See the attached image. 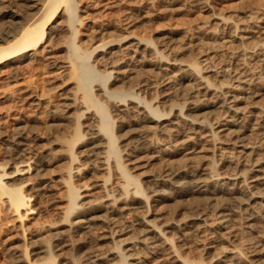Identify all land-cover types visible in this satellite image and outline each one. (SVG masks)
Segmentation results:
<instances>
[{
    "label": "bare ground",
    "instance_id": "1",
    "mask_svg": "<svg viewBox=\"0 0 264 264\" xmlns=\"http://www.w3.org/2000/svg\"><path fill=\"white\" fill-rule=\"evenodd\" d=\"M191 1L198 9L205 10L210 6H207L210 0ZM32 2L24 0L21 3V7H27L30 10L26 12L24 19H21L22 23L14 20L19 23L14 22L16 26L9 24L17 15L5 9L7 7L0 8V20H5L4 18L10 20L9 24H6L9 26L4 25L0 33V44H3L0 46V64L11 63L15 66L24 60L41 61L47 70H59L62 76L66 77L62 83L60 99L58 98V105L63 111L61 113L69 119L72 118L71 115L76 114L77 117H73L76 121L72 118L75 123L71 124L73 128L69 129L71 132L67 134L68 136L56 137L57 139H52L50 143L51 148L58 149L57 159H67L66 162L69 165L52 174L58 187L64 188L67 192L56 200V202L64 203L66 206H63L66 208L62 206L64 210L57 212L58 220L47 225V230L56 238L59 234L62 238L63 226L68 228L67 233L87 229L92 223L91 217H94L106 228L113 220H117L116 218H119L117 216L121 213L133 211V236L120 238V235L131 228L129 227L131 224L118 227V230L108 231V237L113 246L103 249L104 251L94 249L88 252L83 263L144 264L149 258L155 256L162 258L163 255H167L171 264H245L244 261L247 262V260L254 264H264V147L258 143L256 145V142H250L248 138L250 130L255 128L264 134V107L244 104L245 99L252 101L261 90L259 88V90L249 91L251 86L255 88V85L264 83L263 40L243 49L237 48L238 50L236 52L234 50V53L227 52L226 56H223L221 51L214 50L209 43L208 51L205 49V53L201 52L198 54L200 56L192 61L185 59L186 48L185 50L181 46L171 47L170 44L161 40L163 37L156 44L149 39L145 40L128 33L127 30V33L125 35L123 33L124 36L120 35L119 38L107 40L99 38L98 40V35H104L105 27L96 26L91 30L93 33L89 35V39L86 38L89 40L88 47L82 49L81 41L78 47H72L74 38H71L70 31L74 29V25H80L81 21H84V18L80 19L81 17L74 14L77 5L75 1L37 0ZM151 2L153 0H147L145 7H149ZM159 2L172 5L179 0H159ZM53 16L64 17L65 21H57ZM247 18L246 23L245 21L238 23V20L235 22L227 15L225 17L212 14L207 18L208 20L205 19V23H200L199 27L196 26L194 33L200 35V40L202 37L212 39L214 34L209 28L214 25L218 34L222 36L221 41L227 43L234 41L240 44L249 39L252 30H257L264 35V14L262 13L259 19H256L255 13L254 15L249 13ZM84 24L89 25L87 21ZM65 33L70 35L68 41L72 45L68 58L58 56V53H66L68 50L67 41L65 42L62 37ZM87 54L91 56L93 66L87 62L85 57ZM213 59L218 61L215 65H213ZM144 64L154 65L163 78V84L159 86L161 89H158L160 94L157 93L159 96H149L150 101L147 105L139 99L141 91L151 89L150 86L154 87V85L149 86L150 82L148 83L147 80L135 82L133 90L126 88L130 90L128 92L126 89L117 88L120 83L133 79L136 68ZM95 65L101 69V74L106 78V84L103 86L99 85V77L94 70ZM173 74L181 76L184 80H192L196 85L195 96L193 92V95L187 94V97L181 100L182 104L173 101L175 96H173L174 92L170 91L169 81L170 75ZM222 78H226V81ZM198 94L201 95L198 97ZM41 97L36 93L31 94L29 105L38 109L44 102ZM158 107H162V112L156 113ZM105 108H108V111ZM215 108L219 109L218 114H215V110L213 111ZM80 119L81 122H79ZM110 121L117 123V130L115 129L117 135L115 133L114 138H111L109 132ZM130 123L142 124L153 129L163 140L167 138V141H170L186 137L182 142H177L178 145L171 152L191 155L189 158L186 156L189 162L186 161L187 158L183 160L188 163L175 167H169L171 166L169 165L163 168L165 170L163 173L157 172L156 180L154 179L156 177L153 178L150 174H148L150 176H140L145 185L144 193H141L137 186L128 187L129 183H135V177L132 176L131 171L144 164L137 159L135 162L133 159L138 150L131 141ZM235 126L237 130L234 129ZM20 133L5 139L8 160L5 164H0V203L19 225L35 214L36 210L31 206V201H34L38 193L44 190L42 186L44 183L40 182L44 179L40 177L43 164L37 152L30 157L24 156L25 149L20 145L25 144L20 141L22 139ZM136 136L142 140L143 132L142 136L140 134ZM138 139L136 142H139ZM118 144L120 146L115 152ZM161 146L164 147V144L154 148L152 154L147 157L148 161L164 153L166 149H162ZM74 148H77V151ZM223 149L227 151L222 152ZM228 151L235 155L234 159ZM205 152V155L208 154L206 157ZM214 153L219 157L218 169L213 166V160H211ZM91 157H93L92 161L98 163V170L103 171L107 177L93 179L92 182L79 188L67 186V178L76 179L80 174L88 173V161L92 159ZM7 167L13 170L7 172ZM26 189H29L31 195L29 192L26 194ZM183 191L195 196L197 200V204L190 213L181 212L184 215L182 214L183 217L177 221L163 217L153 222L149 218V207L159 201L162 196L169 194L177 197ZM67 213H72V215L68 214L71 218L66 215ZM237 216L242 217L243 226L240 229L238 227L233 229ZM67 217L68 220H66ZM192 232L195 236L196 234L206 236L202 249L205 259L189 260L182 257L176 253V248L171 244V237H175L176 247L181 246L179 242ZM220 243H225L226 246L216 247ZM51 245V242H46L38 249L46 256L49 254L48 264H52V255L49 251ZM59 246L60 243H54L52 247L57 250ZM39 252L34 250L31 254ZM16 255L18 262H24L27 256L25 250L21 249L17 250ZM241 257L245 260H241Z\"/></svg>",
    "mask_w": 264,
    "mask_h": 264
},
{
    "label": "rangeland",
    "instance_id": "2",
    "mask_svg": "<svg viewBox=\"0 0 264 264\" xmlns=\"http://www.w3.org/2000/svg\"><path fill=\"white\" fill-rule=\"evenodd\" d=\"M23 1L24 0H2L0 1V8L7 7L5 9L17 15L13 17V19H11L13 20V22L10 24L8 23L10 21L8 18L7 20L6 18H4L5 20H0V33L2 32L1 29L4 28V25L5 27L11 24L14 25V22H16L14 20H17L19 23L23 22V20L21 19H24L26 12L30 10V9H27V7L24 8L20 6L21 3H23ZM32 1L37 2V0H27V2L29 3L30 2L33 3ZM73 1H75V3L77 4L75 6L74 14L76 16H79V18L81 17L80 19L84 18L83 20L85 22L87 21V25L88 24L89 25L86 26L84 24L85 22L81 21L80 25H74V29H71L70 33H71V38L72 39L74 38L72 40L73 41L72 44H74V46H72L71 42L68 41V37H70V35H68V33H65L66 35L63 34L62 36L64 37L63 40L65 42L67 41L66 47L69 51L68 50L66 51L68 56L66 55L65 52L58 53V56L62 58L70 57V50L72 49V47H78V45L81 43L83 44V46H81L82 49L86 47L87 44L89 43V40H88L89 35L93 33L91 32V30H93L94 27L96 28V26L105 27V30L103 32L104 35L100 34L101 37L100 35H98L97 36L98 40L99 38L100 39L104 38L106 40L110 38L111 39L119 38L120 35L122 36L123 33L125 35L128 32L137 37H142V39H145V40L149 39L152 43L157 44L158 41H160V39L163 37L161 40L170 44L169 46L171 47L175 46L176 48V47L181 46L184 49L186 48L187 50L185 49L186 50L185 59L187 60L189 59L192 61L193 59L195 61L196 60L195 58L199 57L200 55L198 54H201V52L205 53L206 52L205 49H207L208 51V47H210V45L213 47L214 50L218 52L221 51L220 53H223L224 55L223 54L222 55L226 56L227 52L228 54L232 52L234 53V50L235 52L238 50L237 48L242 47L243 49L252 44L254 45L258 42H262V40L264 42V39H263L264 35L260 34V32H257V30H252V33L249 34V39L242 41L241 44L240 42H234V41L228 42V43L221 41L223 40L221 39L222 36L218 34V31L214 25L210 26V28L213 27V29L209 28V30H212L214 34L212 39L202 37V40H200L199 38L200 35H198L196 32L194 33V31H196L195 28H197L196 26L198 25L199 27L201 24L205 23L206 20H208L207 18H209V16L212 14L213 15L219 14L225 17L227 15V17L229 16V18H233L234 20L233 19L232 20L235 22H237L238 20V23L239 21L240 23L242 21L243 22L245 21L244 23H246L247 21L246 18L249 13L253 15L255 13L256 19L257 18L259 19L260 15L262 13L264 14V0H210L209 3L207 4V6L209 5L210 6L206 7L205 10L198 9L197 6H195L192 3L191 0H190L191 2H189V0H185V1L179 0V2H175L172 5L171 4L165 5V3L163 4L162 2H159V0L158 1L153 0L154 3L151 2V5H149V7L148 6L145 7L147 0L146 1L145 0H73ZM131 16L133 17V19ZM54 17L57 19V21L58 20L65 21L64 17L53 16V18ZM130 17H131V20H130ZM134 18L136 19V21ZM129 20L130 22L133 21L132 24L134 23V21L135 23L132 25L129 22ZM18 22L16 23L19 24ZM6 24H9V25H6ZM127 24H128V27H127ZM1 45L3 46V44H0V46ZM85 57L89 65L93 66L94 63L91 62L92 60L91 56L87 54ZM217 62H218L217 60H214L213 65H215V63ZM43 64L44 63L41 64V61H32V62L30 61L29 62V60H24L16 64L15 66H13L11 63L0 64V137H1L0 139V164L2 163L5 164L8 160L7 144H6L5 139L8 138V136L10 137V136H13L14 134H17L18 132L19 133L21 132L20 134H22V139H20V141L25 145L21 144L20 146L21 148L25 149L24 154L26 155L24 156L30 157V155L32 156V154H35L37 152L36 154L38 158L40 157L39 159L41 160V163L43 164L42 170H40V174H41L40 177L41 179L44 177L43 179L44 181L43 180L40 181L44 183V184L42 183L43 184L42 186L44 187L43 192L42 191L39 192L38 195L34 198V201H31L32 202L31 206L34 207L36 212L34 215H32L30 219L23 220V222L20 224L21 226L18 224L17 221H15L16 219H14L13 216H10V214L7 213L6 209L0 203V264H25V263L48 264L47 257L49 256V254L48 256H46V254L41 253L38 250L40 247H42V245L46 244V242L47 243L51 242L52 244L51 246H49V251L52 255V259H51L52 264H85L86 262L83 263V261H85L84 258H86V254H88V252L90 253L91 251H94V249L102 251L103 249H108L113 246L112 241L108 237L109 236L108 231L118 230L119 229L118 227L121 228L124 225L128 226L131 224L129 226L131 228L127 232L124 231L125 233L123 235H120L121 236L120 238L122 237L126 238V236L127 237L133 236V228H134V224H133L134 212L133 211H128V213H121L122 216L121 214L118 215L117 217L119 218H116L117 220H113L114 222L112 221L106 228L103 227L101 222L99 223L100 220H96V218L94 217H91L93 218V220L90 221L92 223H90V228H87L88 230L79 229L76 232L67 233L68 228L63 226L62 229L64 230L62 231L63 233L64 232L65 233L64 234L62 233L63 236L61 234L62 238H60V234L59 236L57 235V238H56V236L53 235L52 232L47 230L46 228L47 225L55 223L58 220L57 212L60 210H64L63 208H66L65 207L66 205L64 203L56 202V200L59 197L64 196L67 192L65 191L64 188L58 187L57 181L53 180L52 174H54L58 170L60 171L64 169L65 166L67 167V165H69L66 162L68 161L67 159H57L56 155L58 153V149L56 147L51 148L50 143L53 141L52 139L55 140L56 137L57 138H59V136L65 137V136H68L67 134H70L71 131H69V129L71 130V127H72L71 124L74 121H76L74 119L76 117V114H75L76 112L74 113L75 115H71L72 118L74 117L73 118L74 121L72 118L69 119L67 116L61 113L63 111L58 105V102L60 99L61 88L63 85L62 83L66 80V77L65 76L63 77L62 73L57 69L47 70L45 68L46 67L45 64L44 65ZM137 68H136L137 71H135L134 73L135 75L133 74L134 76L133 79H128V81H124L129 87L125 85V83L123 82L124 85L120 83V86L117 88L118 89L122 88L123 90H125L126 88L127 89L129 88L133 90L132 89L134 88L133 86L136 83H138V81L147 80L148 83L150 82L149 86L154 85V87L150 86V88L152 87L156 90L154 91V89L152 90V88L151 89L148 88L140 92L139 99L144 104L146 103L147 105L149 103L148 101H150L149 96L151 97L159 96L158 95L160 94L159 90L161 89L159 88V86L160 87L162 86L161 83L163 84L162 82L163 78L160 72L158 71V69H156L154 65L144 64ZM99 69L100 68H98L95 65L94 70L98 74V77H99L98 81H100L99 82L100 84L98 82L97 84L99 85L102 84L101 86H103L106 84V78L103 77V75L101 74L102 73L101 69L100 70ZM169 79H170L169 81H170V89H171L170 91L172 93L174 92L173 96L175 97H173V101H175V103L178 102V104H182L181 100L183 101V98H185V96L187 97V94L189 95L190 93L191 95H193L194 92L196 91L194 89L196 85L192 80H189V79L184 80L182 79L181 76H177L175 74H173L172 76L170 75ZM223 79L224 78H222V80ZM225 79L224 81H226ZM117 85H119V83ZM251 87L253 89L250 88L249 91L251 90L254 91L256 89L259 90V88L261 90L258 93L259 95H256L252 99V101H250L249 99H245V102H244L245 106H250L252 104V105L263 108L264 107V83L262 85L261 83L258 85H255V88L254 86H251ZM145 90H147V92ZM128 91L130 90H127V92ZM149 91L154 92V93H151V92L149 93ZM34 93L43 97L41 98L43 99L44 102L38 107V109L33 108L32 106L29 105V96ZM199 95L201 94H198L197 96L199 97ZM198 97H196L197 100H198ZM105 107L107 106L105 105ZM107 109L108 108H105V110ZM162 110H163L162 107L161 108L158 107V109L156 110V113H160L162 112ZM214 110H215V114L216 113L218 114L219 111L217 110L219 109L217 108L216 110L215 108L213 109V111ZM106 113L108 114V112ZM100 114L102 113L100 112ZM100 114L98 113V116ZM79 122H81V119L79 120ZM116 125H117L116 122L110 121L109 132L112 136L111 138H114L117 135ZM141 125L142 124L130 123V127L132 130V132L130 130V134L132 137L131 141L134 145H136L135 149L138 150L135 153L136 156H134L133 159L134 160L137 159L139 162H143L144 164L142 165V167L131 171L132 176L135 177V183H129L130 185H128V187L130 186V188H134L137 186L139 190L141 191V193H144L145 185L143 184V179L141 177L153 175V178L156 177L154 178L156 180L158 173L159 174L163 173L165 171L164 169L167 168L169 165H171L169 167H175L177 165L188 163L189 162L188 158L191 155L187 156L188 154L186 155V153L178 154V153L171 152L174 150L176 145H178L177 142L178 143L182 142L184 137H180L181 139L179 138V139L170 140V141L169 140L167 141V138H166L165 139L166 141H165L158 134H156L153 131V129H150L147 126L146 128L144 125L142 126ZM234 129L237 130L238 129L237 126H235ZM149 130H151L152 132ZM142 132H143V136H142ZM153 132L155 134H153ZM139 134L142 136L144 141L143 139L142 140L138 139V136L136 135H139ZM155 135H157L158 138ZM248 138L250 142H253V143L256 142L255 143L256 145L258 143V145H260L261 147H264V134L260 130H256V128L250 130L248 134ZM137 139L139 140V142H136ZM162 143L164 144V147L161 146V148L166 149L164 150V153L161 155H158V158L156 157L152 161H148L147 157L152 154V152L154 151V148H156L157 145L160 146V144ZM119 146H120L119 144L118 146L116 145L115 148L117 150L115 149L116 150L115 152L118 151ZM145 146L147 148H145ZM76 149L77 148H74V150ZM80 149L82 150V148ZM38 150H40L39 153H38ZM224 150L225 149H223L222 152H224ZM226 151L227 150H225V152ZM228 152L231 153V151H228ZM205 154L206 152L204 153V155ZM215 154L216 153H214L213 156L212 157L210 156V157H211V160H213V166H216V168L218 169L219 163L217 162V160L219 161V157ZM233 155L234 154L231 153L230 156L234 159L235 155L234 157ZM206 156H208V154L205 155V157ZM91 158L92 159L88 161V165H89L88 173L84 172L83 174H80L76 179L67 178V186H73V187L79 188L80 186H83V185L88 184L89 182H92L93 179L97 180V179H102V177L104 178L107 177L103 171L98 170V166H97L98 163L96 161H92L93 157ZM183 160H186L188 162L183 161ZM6 170L7 172L8 171L10 172L13 169L12 168L10 169L9 167H7ZM136 177H138V179ZM153 178H152V181L154 180ZM45 182L47 184H45ZM25 192L26 194H28L27 192H29V189H26ZM183 192L177 197L171 196L169 194H165L154 205L149 204L150 206L152 205L151 207H149L150 208L149 209L150 213L148 215L149 218H151L153 222H157L158 220L163 219V217L164 219H168L171 221L173 219L174 221H177L178 219L180 220L181 217H183L181 216L183 213H186V214L190 213L193 210V207L197 204V200L195 199V196L193 197V195L187 194L185 192L183 193ZM29 194L31 195V192H29ZM68 214L72 215V213L66 214L69 218H71V216H69ZM241 216H237L234 222V225H233V229H237V227L238 229L242 228L243 219ZM68 217L66 218V220H68ZM103 237L104 239H102ZM49 239L51 240L53 239V240L49 241ZM170 241H171L172 246L176 248V253L182 257H186L189 260H196L198 258L203 259L205 257L202 249L204 247L203 245H205L206 236L199 235V234L198 235L196 234L195 236V233L193 232L188 233L187 237L179 242L181 243V246H177V247H176L177 242L175 240V237H171ZM54 243H60V246L58 247L59 249L56 250L54 249V247H52ZM225 246H226L225 243H220V244H217L216 247L223 248ZM20 249L25 250V253L27 255L26 256L27 259L25 258L24 262H18L16 260L17 250H20ZM34 250L38 251L39 253L37 254L34 253L35 255L31 254L32 252H34ZM157 257L158 256L149 258L147 262L145 263L146 264H169L170 263L167 258V255L166 256L163 255L162 258L161 256H159L158 258ZM154 258H156L157 261H155L156 259ZM243 259L244 257H241V260ZM156 262H159V263H156ZM244 263L254 264L248 260L247 262L244 261ZM139 264H142V263H139Z\"/></svg>",
    "mask_w": 264,
    "mask_h": 264
}]
</instances>
